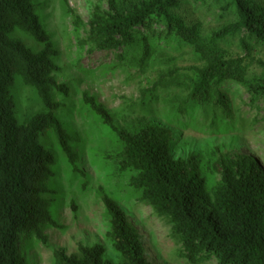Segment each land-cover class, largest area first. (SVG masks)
Here are the masks:
<instances>
[{
  "label": "trees",
  "instance_id": "trees-1",
  "mask_svg": "<svg viewBox=\"0 0 264 264\" xmlns=\"http://www.w3.org/2000/svg\"><path fill=\"white\" fill-rule=\"evenodd\" d=\"M105 2V9L93 8L86 23L74 16L73 25L85 31L78 46L89 58L128 50L139 40V62L144 67L152 41L165 39L188 47L197 59V65L187 69L188 79L178 80L174 77L178 70L170 71L151 88L142 89L140 107L148 108L154 92L172 76L170 84L184 86L179 114L195 108L202 118L210 115V128L226 124L243 132L247 126L252 130L262 124L263 116L260 120L245 116L240 106L246 104L259 113L264 102V59L258 56L264 49V0ZM190 2L195 8H216L220 24L207 32L197 18L187 24L176 10ZM37 10L34 0H0V264H27L21 241L46 244L45 227L60 228L50 212L59 196L50 187L56 165L45 142L50 134L71 173L81 179L82 190L87 187L75 150L80 140L58 118L63 104L54 100V93L67 99L69 88L56 82L58 52ZM17 81L34 91L43 107L23 121L13 95ZM82 102L121 144L108 159L117 161L118 173H133L130 187L140 193V203L170 226L180 258L188 264H264V169L257 160L220 154L202 166L193 155L175 159L171 128L146 126L129 132L93 96L83 93ZM202 169L217 178L211 188ZM98 194L109 218L106 235L120 261L107 259L100 245L79 244L74 254L54 251V263L149 264L140 235L119 203L103 188ZM71 208L75 213L73 202Z\"/></svg>",
  "mask_w": 264,
  "mask_h": 264
},
{
  "label": "rangeland",
  "instance_id": "rangeland-1",
  "mask_svg": "<svg viewBox=\"0 0 264 264\" xmlns=\"http://www.w3.org/2000/svg\"><path fill=\"white\" fill-rule=\"evenodd\" d=\"M34 2L38 5L40 22L58 52L56 64L60 72L55 75L56 82L66 84L69 88L67 99L54 93V100L63 104L57 113L58 118L66 130L80 140L75 150L79 157V167L86 175L87 187L82 190L81 179L71 173L50 134L45 142L56 158L50 187L59 193L51 204L50 212L60 228L45 227L44 234L48 238L46 244L35 239L21 241L20 250L27 264H55L54 251L64 250L68 255L74 254L79 244L100 245L107 259L113 263L120 261V256L106 235L109 218L101 203L99 188H103L119 203L128 221L138 231L149 264H188L179 257L180 245L171 237L167 222L158 217L151 207L139 202L140 193L129 185L133 173H118L117 161L108 159L116 155L122 146L83 105L82 94L87 93L96 98L118 126L126 131L135 132L146 126L171 128L174 135L173 157L186 160L193 155L199 158L202 166L211 164L220 154H229L232 157L247 155L257 160L264 169V121L252 130L247 126L243 132L226 124L210 128V115L202 118L200 111L195 108L192 113L181 115L177 111L180 100L185 97L184 86L174 82L170 84L172 76L165 78L163 86L154 92L155 99L148 108L140 107L141 90L151 88L163 74L178 70L175 78L181 81L188 79L190 75L187 69L197 65V59L188 47L176 40L155 39L151 43V57L144 67L139 62L142 49L139 40L128 50L119 49L117 52L89 58L85 49L78 46L85 31L73 25L74 16L86 23L94 7L106 8L105 0ZM205 7L201 5L195 8L192 2L182 3L176 13L187 24L197 18L207 32L220 23L217 22L219 14L216 8ZM118 55H122V58L116 59ZM258 56L264 59V49ZM13 95L21 121L43 111L34 91L20 81L16 82ZM242 97L247 98L245 94ZM259 106V113L250 110L246 104L240 108L245 116H260V120L264 117V102ZM202 172L207 187L211 188L216 182V176L206 175L204 169ZM71 202L76 206L75 213L72 212Z\"/></svg>",
  "mask_w": 264,
  "mask_h": 264
}]
</instances>
